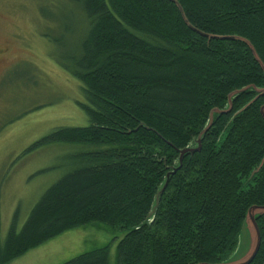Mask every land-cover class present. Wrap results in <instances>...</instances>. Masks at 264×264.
<instances>
[{"label":"trees","instance_id":"16d2710c","mask_svg":"<svg viewBox=\"0 0 264 264\" xmlns=\"http://www.w3.org/2000/svg\"><path fill=\"white\" fill-rule=\"evenodd\" d=\"M66 1L85 27L56 62L80 83L88 125L27 149L80 151L21 226L14 213L0 264L93 222L125 230L115 264L221 263L248 208L264 206V0ZM255 222L248 264H264V212ZM108 255L104 246L62 264Z\"/></svg>","mask_w":264,"mask_h":264},{"label":"rangeland","instance_id":"374dc122","mask_svg":"<svg viewBox=\"0 0 264 264\" xmlns=\"http://www.w3.org/2000/svg\"><path fill=\"white\" fill-rule=\"evenodd\" d=\"M85 25L66 0H0V238L14 213L21 226L42 193L70 168L79 147L49 143L27 149L59 127H82L80 83L56 59L78 42ZM253 207L241 223L235 248L222 264H243L255 250ZM152 211L149 216H151ZM125 230L100 222L68 229L7 264H62L108 247V264Z\"/></svg>","mask_w":264,"mask_h":264},{"label":"water","instance_id":"95a60500","mask_svg":"<svg viewBox=\"0 0 264 264\" xmlns=\"http://www.w3.org/2000/svg\"><path fill=\"white\" fill-rule=\"evenodd\" d=\"M199 148H200V142L198 141V146H197L196 148H191V149H184V150H182V151L180 152V157H179L180 160H181V157H182L183 154H185V153H191V152L197 151V150H199ZM253 207H256V206H251L250 208H248L247 212L250 211ZM257 207H261V208H262V211L259 212L258 215L262 214V213L264 212V206H257ZM247 212H246V213H247ZM258 215H256V216L254 217V219H253V221H254V225H255V228H256V232H257V243H256V247H255V250L253 251V253L251 254V256L248 258V260H247L245 263H243V264H248V263H250L251 260L253 259V257L255 256V254H256L258 248H259L260 237H259L258 229H257V226H256V222H255V218H256ZM202 264H204V263H202ZM218 264H222V262H221V263H218Z\"/></svg>","mask_w":264,"mask_h":264},{"label":"bare ground","instance_id":"6f19581e","mask_svg":"<svg viewBox=\"0 0 264 264\" xmlns=\"http://www.w3.org/2000/svg\"><path fill=\"white\" fill-rule=\"evenodd\" d=\"M187 149H191V148H187ZM183 150H184V149H183ZM181 151H182V150H181ZM181 151H180V152H181ZM183 155H184V154H183Z\"/></svg>","mask_w":264,"mask_h":264}]
</instances>
